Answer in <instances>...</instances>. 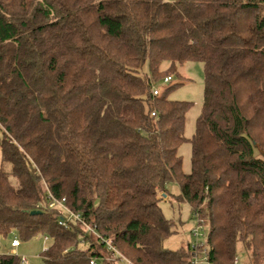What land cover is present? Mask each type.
Returning a JSON list of instances; mask_svg holds the SVG:
<instances>
[{"label":"trees","instance_id":"trees-1","mask_svg":"<svg viewBox=\"0 0 264 264\" xmlns=\"http://www.w3.org/2000/svg\"><path fill=\"white\" fill-rule=\"evenodd\" d=\"M189 62L205 73L191 140L193 104L169 99ZM0 132L17 182L0 166V239L45 234L47 264H237L238 243L264 264V0H0ZM171 182L204 245L165 246Z\"/></svg>","mask_w":264,"mask_h":264},{"label":"rangeland","instance_id":"rangeland-1","mask_svg":"<svg viewBox=\"0 0 264 264\" xmlns=\"http://www.w3.org/2000/svg\"><path fill=\"white\" fill-rule=\"evenodd\" d=\"M167 2H175L178 0H164ZM169 63L164 64V68H167ZM180 75L186 80L175 87L169 93V99L175 101H184L192 103V107L187 112L184 136L186 139L191 140L196 131L197 119L202 113L204 97H205V73L203 64L200 62H189L179 68ZM179 78L174 77L172 84L179 83ZM166 84L160 82L157 84V88L160 91H164ZM0 138L2 133L0 132ZM178 154L183 160V172L190 174L192 172V144L190 141H185L179 148ZM0 166L10 174V179L14 185L17 184L16 180L11 176L12 165L10 163L3 162L2 151L0 147ZM181 194L180 185L177 182H171L168 185V195H161L159 205L165 215V217L174 223V229L176 233L167 240L165 246L168 249L176 250L181 246L205 244L209 226L207 224L201 225L197 236L193 234V230L198 228L197 220L195 219L191 207L187 203H183L177 200V197ZM45 234L36 235L28 240H23L19 234L14 231L6 239V245H4L0 239V255L12 254L18 258L26 257L28 264H47L42 256V252L50 244V240H46ZM17 238L20 242V246L17 249L11 248V241ZM196 255V254H194ZM197 264H206L205 257L202 253L196 260ZM23 264V263H21ZM124 264V263H121ZM237 264H252L250 253L243 247L241 243L237 245Z\"/></svg>","mask_w":264,"mask_h":264},{"label":"built area","instance_id":"built-area-1","mask_svg":"<svg viewBox=\"0 0 264 264\" xmlns=\"http://www.w3.org/2000/svg\"><path fill=\"white\" fill-rule=\"evenodd\" d=\"M170 81H171V78L168 77V78L165 79L164 83L168 84V83H170ZM152 91H153V94H154V95H157V94H159V92H160L159 89L157 88V86H154L153 89H152ZM153 115H155V113H153ZM64 201H65V199L62 200V201H58V200H55V199H54L53 203L51 204V207H56V206H58V207L62 208V210H63V212H64V214H65V218H63V219L60 221V224H61L62 226H64V227H69V222H70V221H74V220H75V221L82 222L81 216H80L79 214H75L74 212H72L71 210H69L68 208H66V207L64 206ZM82 223L84 224V226H85V228H86V230H87L88 232H93V228H92L91 226L85 224L84 222H82ZM199 229H200V227L194 229V235H195V236L198 235V233H199ZM45 238H46V240L48 241V237H45ZM10 246H11V248H18V247L20 246V242H19V240H18L17 238H14V239L12 240ZM109 248L112 249V250H114V251H116L112 246H109ZM46 249H47V248H46ZM46 249H45V250H46ZM116 253L119 254L117 251H116ZM119 255H120V254H119ZM22 263H23V264H28V259H27L26 257H22ZM92 263H93V262H92ZM206 264H208V263H206Z\"/></svg>","mask_w":264,"mask_h":264},{"label":"water","instance_id":"water-1","mask_svg":"<svg viewBox=\"0 0 264 264\" xmlns=\"http://www.w3.org/2000/svg\"><path fill=\"white\" fill-rule=\"evenodd\" d=\"M164 197H166L165 194H164ZM37 213H39V212H38V211H34V212H32V214H37ZM2 243H3L4 245H6V242H5V241H3Z\"/></svg>","mask_w":264,"mask_h":264},{"label":"crops","instance_id":"crops-1","mask_svg":"<svg viewBox=\"0 0 264 264\" xmlns=\"http://www.w3.org/2000/svg\"><path fill=\"white\" fill-rule=\"evenodd\" d=\"M11 247V246H10ZM19 248V247H18ZM14 249H17V248H14Z\"/></svg>","mask_w":264,"mask_h":264}]
</instances>
